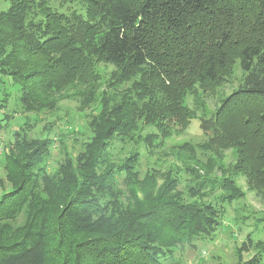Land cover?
<instances>
[{"label":"trees","instance_id":"16d2710c","mask_svg":"<svg viewBox=\"0 0 264 264\" xmlns=\"http://www.w3.org/2000/svg\"><path fill=\"white\" fill-rule=\"evenodd\" d=\"M75 1L79 9L67 5ZM237 61L243 83L201 118L207 139L179 147L222 172L200 185L204 202L188 200L172 178L143 175V143L150 157L171 126L186 130L196 117L186 97L221 87ZM99 63L115 68L111 77ZM11 85L16 109L3 114ZM78 86L89 121L86 132L70 131L82 148L61 150L53 167L65 141L55 122L38 130V118ZM16 115L15 140L0 151V264H163L179 245L216 233L226 210L205 202L213 192L224 191L216 203L246 197L235 177L264 199V0H0V135ZM144 126L159 133L144 136ZM228 149L236 160L224 168ZM238 257L264 264V241L247 237Z\"/></svg>","mask_w":264,"mask_h":264},{"label":"rangeland","instance_id":"374dc122","mask_svg":"<svg viewBox=\"0 0 264 264\" xmlns=\"http://www.w3.org/2000/svg\"><path fill=\"white\" fill-rule=\"evenodd\" d=\"M59 5L58 3L55 4L56 7H59ZM67 5L72 9H79V4L76 1L67 3ZM239 65L240 61H237L232 78L221 87L214 91L206 92L199 89L197 94L186 97L185 106L196 114V117L190 121L186 130L182 131L181 127L171 126L173 128V136L167 139L165 144L156 146L154 150L157 152L150 157L147 154V145L143 143L140 148L142 155L140 170L143 175L147 176L155 173L159 177L157 179H159L158 183L160 184L172 178L173 182H177L178 192L183 193L188 200L194 199L204 202L201 197H204L203 193L205 191L200 189V185L207 180H212L216 183L217 180L215 178H222V172L216 166L212 168L208 160L200 158L198 153L193 160L189 156L188 150L182 151L179 150V147L186 142L199 144L207 139L208 135L201 128V118L214 116L223 101L242 85L244 76ZM98 68L102 71V75L107 78L111 77V74L115 71L114 67L105 66L102 63L98 64ZM127 87L128 84L121 89H126ZM3 91L11 96V104L7 110L3 111V114L9 113L8 111L11 113L16 109L15 100L18 96V90L11 85ZM66 91V93L61 94V100L56 112L38 118L40 120V123L37 124L38 130H41L48 123L55 122L52 127L54 129L53 134H61V138L65 141L63 149H59L58 146L54 150L53 161L51 162L53 167L57 166L58 161L61 162L63 157L61 150L71 154H78L81 151L83 137L79 133L71 134V131L76 128L80 132H86V125L89 121L87 119L89 112H82L80 109V106L83 105L81 103L83 97L79 96V94L85 92L86 89L78 86ZM87 110L90 109L88 108ZM17 116L19 115H16V120L12 121L11 127L0 135V151L5 146L13 144L15 140L13 132L19 128L21 122L17 119ZM158 133V129L151 126H144L141 132L144 136L146 134L157 135ZM130 151L131 148H127L124 154ZM116 152H121L119 145H116ZM223 154V160L220 164L224 168H229L228 164L236 160V152L228 149ZM178 156H182L183 160H189L190 158V161L184 164L183 161L179 160ZM197 157L203 160L205 168L197 163ZM3 165L4 162L0 160V176L5 178ZM170 170H174L176 174L168 177ZM226 175V177H233L229 171H227ZM235 179L240 190L246 193V197H240L232 204L216 203V198L224 193L223 190H217L212 193L211 198L205 199V202H213L216 205L224 206L226 210L222 214V222L216 233L211 238L205 237L203 240L201 239L193 244L179 245V247L174 248L173 255L166 254L163 264H239L238 249L243 243L247 242V237L253 242L264 241V199L258 191L249 190L246 179L242 175L238 178L235 177ZM206 192L211 193L212 191L209 188ZM138 195L142 200L144 199L142 192H139ZM254 254V251L250 254H245V260H250Z\"/></svg>","mask_w":264,"mask_h":264}]
</instances>
